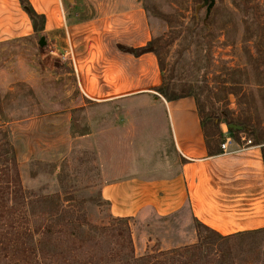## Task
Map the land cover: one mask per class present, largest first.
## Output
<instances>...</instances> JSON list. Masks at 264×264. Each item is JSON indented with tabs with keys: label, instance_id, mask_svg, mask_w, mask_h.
I'll return each mask as SVG.
<instances>
[{
	"label": "rangeland",
	"instance_id": "obj_1",
	"mask_svg": "<svg viewBox=\"0 0 264 264\" xmlns=\"http://www.w3.org/2000/svg\"><path fill=\"white\" fill-rule=\"evenodd\" d=\"M84 1L88 5L71 9L94 13L95 0ZM136 1L157 52L159 99L192 94L212 145L223 131L249 138L264 155V0ZM69 69L43 32L0 42V151H14L24 192V211L17 214L33 233L27 241L33 245L36 229L49 227L43 248L61 264L82 240L92 255L106 253L115 241L109 227L127 226L136 256L209 236L214 245L201 249L221 264H264V229L220 240L181 216L120 217L124 222L112 225L119 217L109 214L100 186L154 170L157 151L170 156L166 121L150 95L89 102ZM225 118L241 129L229 128ZM190 235L196 241L180 245ZM101 259L94 256L95 262L112 261ZM25 264H36L35 258Z\"/></svg>",
	"mask_w": 264,
	"mask_h": 264
},
{
	"label": "crops",
	"instance_id": "obj_2",
	"mask_svg": "<svg viewBox=\"0 0 264 264\" xmlns=\"http://www.w3.org/2000/svg\"><path fill=\"white\" fill-rule=\"evenodd\" d=\"M28 2L43 16L41 29L34 30L19 0H0V42L43 32L46 40L55 41L60 56L67 60L68 73L89 102L150 95L161 106L171 155L157 151V166L150 168L154 170L100 186V197L111 216H181L223 236L264 229L262 147L232 135L225 151L220 142L217 146L207 143L195 98L160 100L157 88L162 77L156 55L152 51L135 55L121 48L142 47L152 38L139 1L95 0L96 11L86 16L71 9L88 5L84 0L70 6L63 0ZM189 238L180 245L196 241L194 235Z\"/></svg>",
	"mask_w": 264,
	"mask_h": 264
},
{
	"label": "trees",
	"instance_id": "obj_3",
	"mask_svg": "<svg viewBox=\"0 0 264 264\" xmlns=\"http://www.w3.org/2000/svg\"><path fill=\"white\" fill-rule=\"evenodd\" d=\"M20 4L24 10L28 13L30 19L33 21V27L35 31L41 29V22H43V16L37 14L28 0H19ZM38 22L41 25H38ZM123 50L132 52L137 55L144 51H152L157 55L156 50L152 47V39L142 47L137 48H126L121 47ZM160 90V87L157 88ZM163 91V88L161 89ZM164 93V92H163ZM186 95H191L190 93L178 94L171 96L169 99H174ZM225 123H231L229 119H224ZM204 127V124L202 122ZM206 138L208 137L204 129ZM206 142L209 143L208 139ZM2 145H8L6 141L1 142ZM4 154V161L0 164V264H25L30 258H35L36 264H58L60 261L55 260V255L51 253V258L49 257L48 251L44 247V242L47 240L45 233L46 229H36L37 237L33 245H31L27 240L33 237V233L29 232L26 217L23 215L21 222V215L19 216L18 211H24L21 207V202L23 200L24 192L20 182L19 173L16 167L14 151L12 148H4L0 151ZM125 219L114 218L112 220V225L123 223ZM21 224L20 229L18 226ZM198 225L209 233L214 235L220 240H224L230 237L223 236L216 231L198 223ZM23 226V227H22ZM107 228V227H106ZM259 231V230H258ZM114 237V244L112 248L104 253L95 252L94 255L92 251H89L86 247L87 242L81 241V245L75 248L73 251H68L65 255L66 259H62L61 264H221L222 259H212L209 253L202 251L201 246L203 244L214 245L210 243V237L204 236L202 239L198 237L197 243L188 246L171 248L165 251L154 250L147 252L140 256L134 254V248L132 244V239L128 227L120 226H110L107 231ZM257 231H252L250 233H255ZM94 256L96 258H112L113 261L108 262H95ZM101 259V260H102Z\"/></svg>",
	"mask_w": 264,
	"mask_h": 264
},
{
	"label": "built area",
	"instance_id": "obj_4",
	"mask_svg": "<svg viewBox=\"0 0 264 264\" xmlns=\"http://www.w3.org/2000/svg\"><path fill=\"white\" fill-rule=\"evenodd\" d=\"M231 141H232L231 134H229L228 132L225 133L219 144L221 151H225L228 143H230ZM243 141L247 144L251 143V140L249 138H246L245 136H243Z\"/></svg>",
	"mask_w": 264,
	"mask_h": 264
},
{
	"label": "water",
	"instance_id": "obj_5",
	"mask_svg": "<svg viewBox=\"0 0 264 264\" xmlns=\"http://www.w3.org/2000/svg\"><path fill=\"white\" fill-rule=\"evenodd\" d=\"M227 126L229 128H231V129H233V130H236V129L240 130L241 129L240 125H236V124H233V123H229Z\"/></svg>",
	"mask_w": 264,
	"mask_h": 264
}]
</instances>
